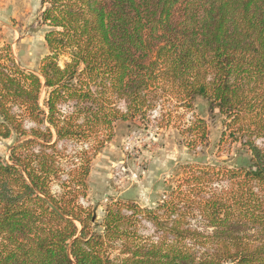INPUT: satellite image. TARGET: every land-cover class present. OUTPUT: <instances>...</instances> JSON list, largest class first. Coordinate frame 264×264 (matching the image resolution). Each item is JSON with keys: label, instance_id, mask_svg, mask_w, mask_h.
<instances>
[{"label": "trees", "instance_id": "trees-1", "mask_svg": "<svg viewBox=\"0 0 264 264\" xmlns=\"http://www.w3.org/2000/svg\"><path fill=\"white\" fill-rule=\"evenodd\" d=\"M39 2V72L0 47V139L20 140L0 156V264H264V0ZM157 84L181 105L204 97L249 165L187 163L154 207L113 201L97 222L78 201L90 157L65 171L56 144L99 150L117 121L145 119Z\"/></svg>", "mask_w": 264, "mask_h": 264}, {"label": "rangeland", "instance_id": "rangeland-1", "mask_svg": "<svg viewBox=\"0 0 264 264\" xmlns=\"http://www.w3.org/2000/svg\"><path fill=\"white\" fill-rule=\"evenodd\" d=\"M40 15L39 0H0V47L8 45L14 60L26 71L39 72L43 57L49 53L44 40L48 27ZM67 60L66 54L61 55L58 63L63 66ZM44 94L43 91L40 101ZM149 95L152 107L145 119L117 121L113 137L99 150L92 149L91 141L64 139L56 144L58 160L65 171L79 162L84 151L90 157L86 195L78 201L92 209L97 222H101L106 206L113 201L154 207L187 163L236 168L249 165V152L240 142H232L229 137L220 142L224 117L217 109L210 113L204 97L197 95L190 106L181 105L169 99L165 87L158 84ZM118 106L124 108L122 102ZM198 119L206 122L204 141L200 140ZM32 127V122H25L27 130ZM19 141L16 134L0 139L3 160L8 159L11 148ZM192 141L195 146H187ZM256 143L264 149V138H258ZM61 176L65 180L66 173ZM52 190L61 193L60 183L54 182ZM138 230L145 235L152 233L151 225L144 221Z\"/></svg>", "mask_w": 264, "mask_h": 264}]
</instances>
